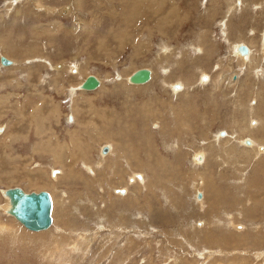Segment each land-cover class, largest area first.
I'll return each mask as SVG.
<instances>
[{
  "label": "rangeland",
  "instance_id": "obj_1",
  "mask_svg": "<svg viewBox=\"0 0 264 264\" xmlns=\"http://www.w3.org/2000/svg\"><path fill=\"white\" fill-rule=\"evenodd\" d=\"M39 1L0 0V264H264V0Z\"/></svg>",
  "mask_w": 264,
  "mask_h": 264
},
{
  "label": "water",
  "instance_id": "obj_2",
  "mask_svg": "<svg viewBox=\"0 0 264 264\" xmlns=\"http://www.w3.org/2000/svg\"><path fill=\"white\" fill-rule=\"evenodd\" d=\"M242 54H248L249 48L245 44L239 46ZM10 61L3 59V64H9ZM151 77V70L148 68H140L131 75V81L134 83H145ZM99 81L91 76L84 83V87L94 88L98 86ZM108 151V147L104 148V153ZM5 195L10 198L11 208L8 211L27 229L31 231H41L48 229L53 223L52 211L53 201L51 194L46 190L39 192H26L23 188L16 186L7 188Z\"/></svg>",
  "mask_w": 264,
  "mask_h": 264
},
{
  "label": "bare ground",
  "instance_id": "obj_3",
  "mask_svg": "<svg viewBox=\"0 0 264 264\" xmlns=\"http://www.w3.org/2000/svg\"><path fill=\"white\" fill-rule=\"evenodd\" d=\"M39 1V0H38ZM240 1V0H239ZM243 1H245V0H242L241 2H242V4L244 3ZM263 1V0H262ZM40 2V1H39ZM233 2V1H232ZM235 3V2H234ZM237 3H238V1H237ZM259 3V2H258ZM262 3V2H261ZM230 4H231V1H230ZM241 4V5H242ZM253 4H256V2H253ZM235 5V4H234ZM237 5V4H236ZM240 5V6H241ZM232 6H233V4H232ZM237 7V6H236ZM229 8H230V5H229ZM238 8V7H237ZM236 8V9H237ZM240 8V7H239ZM232 9V8H231ZM233 11H235L234 9L232 10V11H230V12H233ZM224 25H226V23H224ZM226 31V30H225ZM255 38V37H254ZM261 43H263V49H264V30H263V32H262V36H261ZM242 44H244V43H242ZM241 44H237L235 47H234V54L237 56V57H241L240 59L241 60H243V63H244V65L246 66V65H248V64H253V63H255L256 62V60L257 59H260L259 58V54H258V52H257V50H253L252 48H250L247 44H245V45H247V47L249 48V52H248V54H242L240 51H239V46H240ZM262 52V54H263V56H264V52L263 51H261ZM254 53V54H253ZM232 55L233 54H231L230 56H231V59H233V57H232ZM242 63V64H243ZM7 66V65H6ZM145 68H147V67H145ZM149 70H151L150 68H148ZM134 73V72H133ZM132 73V74H133ZM131 74V75H132ZM222 74V73H221ZM131 75L130 76H128L127 77V80H128V82L129 83H131V84H135V85H145V84H147V83H149L153 78V71L151 70V77H150V79L147 81V82H145V83H134V82H132L131 81ZM91 76H94L95 78H97V80L99 81V84H98V86H96V87H94V88H87V87H84V83L87 81V79L89 78V77H91ZM222 78L223 76L221 75V76H219V78ZM207 79V77H204V79L202 78L201 79V81L203 82L204 80H206ZM235 77H234V75L232 76V79H231V81H230V83H233V82H235ZM220 80H222V79H219V81ZM216 81V80H215ZM218 83H221V82H218ZM217 84V83H216ZM234 84V83H233ZM101 85V78L100 77H98V76H95V75H89V76H87L84 80H83V82L79 85V88H81V89H83V90H95V89H97V88H99V86ZM219 85V84H218ZM170 87H172V89L175 91V90H177V91H180V90H184L183 88H185V85H183L182 84V82H181V84H172V85H170ZM177 91H175V92H177ZM241 129H243V128H241ZM3 130V128H0V131H2ZM251 130V127H248V126H246V128L243 130L244 132H249ZM226 132H221V133H219V135H220V137H222V136H226ZM219 135L217 134L216 135V142H220V141H224L225 143H228V140L232 137L230 134L227 136V137H225L224 139H222V138H220L219 137ZM239 142V141H238ZM242 142H244L245 143V145H248L249 147L250 146H252V144H254V146L253 147H251V148H254L255 147V143L254 142H252L251 140H249V139H246L245 141H242ZM242 142H239V143H242ZM244 145V144H243ZM260 147V146H259ZM204 148V147H203ZM236 148L234 147V146H232L230 149H227V148H225V153L226 154H230V153H232L234 150H235ZM112 150V149H111ZM244 150H249V149H244ZM261 150L263 151L264 150V147H261ZM260 150V151H261ZM202 151V150H201ZM197 152L196 154H195V162H197L198 163V160H199V158H200V154H201V156H203L204 155V152L202 151V152ZM143 184V183H142ZM203 184V183H202ZM207 195V194H206ZM198 197H201V195H199ZM200 199V198H199ZM52 201H53V199H52ZM10 203V202H9ZM203 203V202H202ZM11 207V206H10ZM52 217H53V211H52ZM42 231V230H41ZM35 232V231H34Z\"/></svg>",
  "mask_w": 264,
  "mask_h": 264
}]
</instances>
